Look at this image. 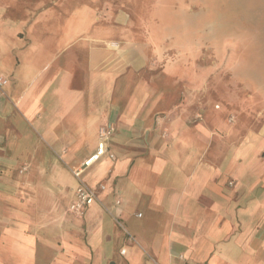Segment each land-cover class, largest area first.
Instances as JSON below:
<instances>
[{
  "label": "crops",
  "instance_id": "1",
  "mask_svg": "<svg viewBox=\"0 0 264 264\" xmlns=\"http://www.w3.org/2000/svg\"><path fill=\"white\" fill-rule=\"evenodd\" d=\"M47 11L0 0V264H264V129L154 90L148 48ZM109 125L81 175L106 189L76 215L72 170Z\"/></svg>",
  "mask_w": 264,
  "mask_h": 264
},
{
  "label": "rangeland",
  "instance_id": "2",
  "mask_svg": "<svg viewBox=\"0 0 264 264\" xmlns=\"http://www.w3.org/2000/svg\"><path fill=\"white\" fill-rule=\"evenodd\" d=\"M33 4L62 19L69 37L94 20L104 38L148 48L155 72L165 70L148 82L154 90H196L198 102L228 113L230 126L240 114L246 126L264 129V0H21L23 9ZM118 12L127 15L123 27L111 25Z\"/></svg>",
  "mask_w": 264,
  "mask_h": 264
},
{
  "label": "built area",
  "instance_id": "3",
  "mask_svg": "<svg viewBox=\"0 0 264 264\" xmlns=\"http://www.w3.org/2000/svg\"><path fill=\"white\" fill-rule=\"evenodd\" d=\"M7 84V81L0 79V88ZM232 121V119H231ZM114 133V127L109 125L101 128L99 132V141L97 151L94 156L86 160L82 166L78 169H73L72 174L78 181V187L75 194V202L70 207V211L76 215H81L86 209L90 208L96 202L99 201L98 194L101 191H105L106 187L101 185L98 189H94L87 185L81 178L83 171L93 165L99 158L104 156L107 151V145ZM114 159V157H111ZM119 204V203H118ZM141 217V215H138ZM125 254V250L122 251Z\"/></svg>",
  "mask_w": 264,
  "mask_h": 264
}]
</instances>
